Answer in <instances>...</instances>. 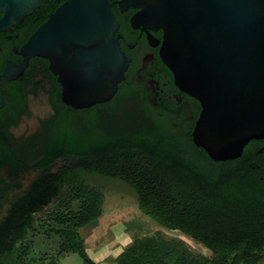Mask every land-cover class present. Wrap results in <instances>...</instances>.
<instances>
[{"label": "trees", "instance_id": "trees-1", "mask_svg": "<svg viewBox=\"0 0 264 264\" xmlns=\"http://www.w3.org/2000/svg\"><path fill=\"white\" fill-rule=\"evenodd\" d=\"M112 109L114 101L97 103L84 110V123L59 124L43 139L33 181L21 186L0 224V264H61L70 252L82 264H264V162L253 169L248 160H213L192 139L200 106L182 120L172 111L149 107L143 118L132 110L127 123L110 126L102 110ZM92 174L123 181L143 214L212 254L155 231L91 257L82 233L105 224L106 206L104 187L88 181Z\"/></svg>", "mask_w": 264, "mask_h": 264}, {"label": "water", "instance_id": "water-1", "mask_svg": "<svg viewBox=\"0 0 264 264\" xmlns=\"http://www.w3.org/2000/svg\"><path fill=\"white\" fill-rule=\"evenodd\" d=\"M48 1L0 0V29ZM116 2L140 7L134 21L163 29L161 57L176 86L200 103L192 130L197 146L226 161L241 156L250 140L264 138V0ZM113 4L65 0L23 47L51 60L63 100L74 108L110 100L125 76L129 58L116 36Z\"/></svg>", "mask_w": 264, "mask_h": 264}, {"label": "flooded vegetation", "instance_id": "flooded-vegetation-1", "mask_svg": "<svg viewBox=\"0 0 264 264\" xmlns=\"http://www.w3.org/2000/svg\"><path fill=\"white\" fill-rule=\"evenodd\" d=\"M64 1L49 0L19 23L0 29V224L21 186L33 181L32 158L43 139L59 124L70 122L77 127L78 120L83 122L84 110L90 108L68 105L51 60L23 50L49 13ZM110 1L114 2L112 8L119 23L116 36L119 35L121 50L129 60L116 94L106 101H114L115 109L102 110L109 117V125L117 119L127 123L132 110L146 118L149 107L158 112L172 111L180 120L186 115L195 117L200 103L176 86L173 72L161 57L163 29H155L144 20L134 21L140 7H122L117 0ZM263 152L264 138L252 139L241 156L230 160L238 166L248 160L254 169L264 162Z\"/></svg>", "mask_w": 264, "mask_h": 264}, {"label": "rangeland", "instance_id": "rangeland-1", "mask_svg": "<svg viewBox=\"0 0 264 264\" xmlns=\"http://www.w3.org/2000/svg\"><path fill=\"white\" fill-rule=\"evenodd\" d=\"M88 181L92 184L103 186L105 189L106 206L102 227L97 229L84 230L86 233V245L88 254L91 257L105 256V251L109 246L116 242L126 244L131 236L138 233H149L155 231H163L168 235L180 236L190 243L195 249L200 250L206 255H211L212 252L202 244L190 239L183 233L170 230L159 225L149 216L143 214L137 208V197L135 192L126 183L119 179H111L98 174L87 175ZM111 235L113 239H108L106 236ZM101 241L103 243H101ZM118 251V250H117ZM83 258L79 252H70L61 255V264H82ZM112 264V263H111Z\"/></svg>", "mask_w": 264, "mask_h": 264}, {"label": "crops", "instance_id": "crops-1", "mask_svg": "<svg viewBox=\"0 0 264 264\" xmlns=\"http://www.w3.org/2000/svg\"><path fill=\"white\" fill-rule=\"evenodd\" d=\"M98 257H99V256H98ZM111 263H112V264H115L114 261H112V260H108V261H106V262H102L101 264H111Z\"/></svg>", "mask_w": 264, "mask_h": 264}]
</instances>
